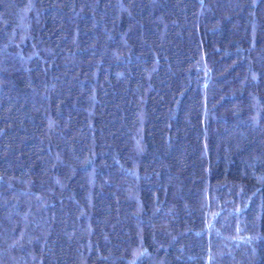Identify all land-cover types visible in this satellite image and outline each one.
I'll list each match as a JSON object with an SVG mask.
<instances>
[{"label":"trees","instance_id":"obj_1","mask_svg":"<svg viewBox=\"0 0 264 264\" xmlns=\"http://www.w3.org/2000/svg\"><path fill=\"white\" fill-rule=\"evenodd\" d=\"M0 264H264V0H0Z\"/></svg>","mask_w":264,"mask_h":264}]
</instances>
